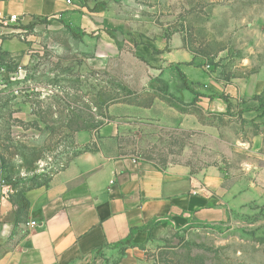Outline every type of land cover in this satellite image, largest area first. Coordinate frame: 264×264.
<instances>
[{"label":"rangeland","instance_id":"obj_1","mask_svg":"<svg viewBox=\"0 0 264 264\" xmlns=\"http://www.w3.org/2000/svg\"><path fill=\"white\" fill-rule=\"evenodd\" d=\"M75 3L104 13L119 51L106 66H89L85 46L99 44L54 31L48 19L21 27L23 40L13 36V47L27 51L0 62V160L8 182L19 190L42 185L79 153L73 130L106 124L114 105L150 109L156 102L148 117L120 121L117 155L163 168L219 169L250 189L252 201L214 226L170 220L145 247L142 264H264V0ZM127 35L136 36V47L153 44L159 59L182 55L186 62L153 66L135 55ZM197 80L213 84L208 99H220L225 111L197 103ZM230 90L242 95L232 98Z\"/></svg>","mask_w":264,"mask_h":264},{"label":"crops","instance_id":"obj_2","mask_svg":"<svg viewBox=\"0 0 264 264\" xmlns=\"http://www.w3.org/2000/svg\"><path fill=\"white\" fill-rule=\"evenodd\" d=\"M73 2L5 0L0 2V10L21 16L22 27L48 19L54 31L68 30L73 40L98 43L97 49L85 46L84 52L90 54L89 66L104 67L119 51L117 46L112 47L104 13H90ZM40 27L36 23V29ZM15 40L11 30L0 29V62L27 51L26 44L23 51L13 47ZM125 40L137 57L153 66L186 62L182 55L174 61L171 55L157 58L153 44L136 47L135 35H127ZM186 68L181 69L186 72ZM197 83L202 84L195 96L197 103L213 111H225L220 99H208L213 95L209 88L213 84ZM239 95L242 92L236 90L230 94L232 98ZM156 106V102L150 109L127 104L112 106L109 116L113 121L96 131L74 135L79 151L86 147L91 151L75 155L47 186L22 190L29 203L27 211H19L16 193L10 200L0 202V264H142L145 247L165 232L170 220L214 226L227 219L237 206L252 201L250 189L241 187L242 182L237 185L219 169L194 172L187 165L163 168L118 156L117 138L123 117L146 118ZM3 178L0 160V181ZM32 222L37 223L33 228Z\"/></svg>","mask_w":264,"mask_h":264},{"label":"built area","instance_id":"obj_3","mask_svg":"<svg viewBox=\"0 0 264 264\" xmlns=\"http://www.w3.org/2000/svg\"><path fill=\"white\" fill-rule=\"evenodd\" d=\"M69 5L72 4L70 0L67 1ZM21 16L11 13H5L0 10V29L11 30V35L20 37L21 40L24 39V33L22 32ZM3 68L0 69L1 73H4ZM59 171V170H58ZM16 192L14 187L9 184L4 178L0 181V202L10 200L11 196ZM37 225L36 222H32L30 227L33 228Z\"/></svg>","mask_w":264,"mask_h":264},{"label":"trees","instance_id":"obj_4","mask_svg":"<svg viewBox=\"0 0 264 264\" xmlns=\"http://www.w3.org/2000/svg\"><path fill=\"white\" fill-rule=\"evenodd\" d=\"M34 24H32V25H30V27H32ZM74 37L76 38V37H78V36H76V35H74ZM182 80L184 81V84H185V86H187L188 84H187V78L184 76V75H182ZM124 103H126V102H124ZM106 120H107V123H109V122H111V121H113V119L109 116V115H106ZM103 125H105V124H103V123H99L98 125H91V126H88V127H82V128H78V129H76V130H73L75 133H77V132H80V131H91V132H93V131H96V130H98L100 127H102ZM89 152V151H91L90 149H89V147H86L84 150H81V151H79V152ZM7 182H8V178H4ZM50 182V179L49 180H47L46 182H44L42 185H40V186H37V187H43V186H47L48 185V183ZM9 184H11L10 182H8ZM13 187H14V189L16 190V195H17V197H18V206H19V211L20 212H24V211H27L28 210V208H29V203H28V201L22 196V190H19V189H17L13 184H11ZM37 187H35V188H37ZM28 189H33V188H28ZM24 190H26V189H24Z\"/></svg>","mask_w":264,"mask_h":264}]
</instances>
